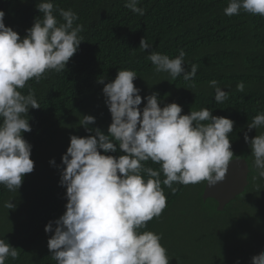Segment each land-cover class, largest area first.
I'll use <instances>...</instances> for the list:
<instances>
[{"label": "trees", "instance_id": "obj_1", "mask_svg": "<svg viewBox=\"0 0 264 264\" xmlns=\"http://www.w3.org/2000/svg\"><path fill=\"white\" fill-rule=\"evenodd\" d=\"M40 2L0 0L5 26L23 39L35 18L42 16L36 8ZM51 2L76 13L74 26L83 25L79 34L83 41L64 71L46 72L39 83L33 79L20 89L23 95L34 92L40 108L29 110L25 118H29L31 131L22 133L32 145L33 172L24 176L18 191L0 185V239L19 252L17 259L8 257L5 264H56L48 249L54 232L45 233L44 229L66 211V187L60 185L62 156L70 146L71 136L95 135L79 123L83 116L95 118L89 128L109 134L112 119L103 87L115 80L119 70L137 74L133 83L141 90V109L146 105L144 97L155 93L162 102L161 108L176 103L182 107L181 115L207 108L213 116L234 121L229 134L231 151L234 158L246 157L251 171L245 192L223 212L216 210L214 200H202L206 181L186 186L174 183L177 190L173 193L163 185L165 177L161 173L167 206L140 231L162 236L160 242L170 264H184L182 247L187 245L195 250L221 247L232 256L225 264H251L252 260H237L236 256H249L238 250L244 226L254 227L260 249H264V178L258 176L251 148L244 140L245 132L249 139L264 134V126L251 131L247 128L253 117L264 113V17L243 10L227 16L224 9L229 0H140L137 6L145 10L143 16L124 7L126 0ZM54 15L63 22L58 11ZM143 38L152 46L146 52L139 49ZM181 49L185 52L186 71L193 64L198 65L192 81H185L183 74L173 79L169 73H157L147 59L152 51L174 59ZM99 79H104V84L98 83ZM211 80L218 81V86L228 92L223 103L215 102V90L208 83ZM240 82L245 85L242 92L237 90ZM108 155L118 158L123 153L117 146V152ZM52 160L55 165L50 164ZM143 163L145 167L160 169L151 160ZM8 201L15 205L13 210L4 207Z\"/></svg>", "mask_w": 264, "mask_h": 264}, {"label": "clouds", "instance_id": "obj_2", "mask_svg": "<svg viewBox=\"0 0 264 264\" xmlns=\"http://www.w3.org/2000/svg\"><path fill=\"white\" fill-rule=\"evenodd\" d=\"M139 2L126 0L124 7L143 16L145 10L137 6ZM36 8L42 16L35 18L23 39L5 26V12L0 11V185L9 191H18L24 176L34 170L32 145L22 133L31 131L25 116L40 105L34 92L23 95L20 89L33 79L39 83L46 72L64 71L83 41L79 35L83 25L74 26L78 16L71 9H60L51 0H42ZM241 10L264 17V0H229L224 13L231 17ZM56 11L62 23L54 15ZM151 47L141 39L139 49L146 52ZM184 57L181 49L174 59L155 51L147 59L157 73H169L173 79L183 74L185 81H192L198 65L186 71ZM136 79L134 71L119 70L115 80L103 87L112 119L108 135L89 128L96 121L86 115L79 123L95 135L70 137V146L62 156L60 179V185L66 187V211L44 229L45 233L54 232L48 249L56 264H170L160 242L162 236L140 231L167 206L161 173L163 185L174 193V183L186 186L206 181L208 186H215L225 179L234 161L229 139L234 121L213 116L207 108L187 115H181L182 107L176 103L161 108L155 93L144 97L146 105L141 109V90L133 83ZM98 83L104 84V79ZM208 83L215 90V102L228 99V92L218 86V81ZM244 87L243 82L237 84L238 91ZM261 126L264 113L253 117L247 128L251 131ZM244 140L251 148L258 176L264 178V134L249 139L245 132ZM117 146L123 155H108L116 153ZM149 160L160 169L145 167L143 162ZM50 164L55 165V161ZM4 207L13 210L15 205L8 201ZM18 256L16 248L0 239V264ZM251 264H264V252L254 256Z\"/></svg>", "mask_w": 264, "mask_h": 264}, {"label": "water", "instance_id": "obj_3", "mask_svg": "<svg viewBox=\"0 0 264 264\" xmlns=\"http://www.w3.org/2000/svg\"><path fill=\"white\" fill-rule=\"evenodd\" d=\"M230 162L225 179L215 186L205 183L201 198L204 202L214 200L217 204L216 210L223 212L225 207L245 192L249 185L250 168L246 157L238 156Z\"/></svg>", "mask_w": 264, "mask_h": 264}, {"label": "rangeland", "instance_id": "obj_4", "mask_svg": "<svg viewBox=\"0 0 264 264\" xmlns=\"http://www.w3.org/2000/svg\"><path fill=\"white\" fill-rule=\"evenodd\" d=\"M236 153L237 152L235 151V154ZM248 246L249 247L246 249V251L252 256H255L257 245L255 243H250ZM182 248H185V250H183L185 254L182 256V261L184 264H225L226 261L228 259L230 260L232 257H229V251H225L221 247L216 248V246L208 248L207 250H195L190 245Z\"/></svg>", "mask_w": 264, "mask_h": 264}, {"label": "flooded vegetation", "instance_id": "obj_5", "mask_svg": "<svg viewBox=\"0 0 264 264\" xmlns=\"http://www.w3.org/2000/svg\"><path fill=\"white\" fill-rule=\"evenodd\" d=\"M242 228L243 229L240 230L241 234L239 235V240L237 242L239 250L243 253L249 247L248 244L250 245V243H255L257 245L255 256L259 255L261 252H264V249L263 250L260 249L261 244L258 242V238L256 239L257 234L254 231L255 230L254 227L244 226ZM253 257L254 255L252 256L250 253L249 256H244V255L236 256L237 260H252Z\"/></svg>", "mask_w": 264, "mask_h": 264}]
</instances>
